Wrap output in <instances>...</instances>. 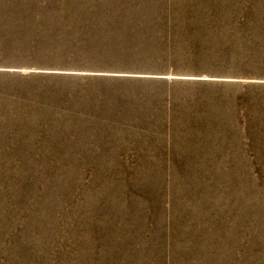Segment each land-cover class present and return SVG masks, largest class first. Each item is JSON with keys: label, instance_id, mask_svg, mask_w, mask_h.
<instances>
[{"label": "rangeland", "instance_id": "1", "mask_svg": "<svg viewBox=\"0 0 264 264\" xmlns=\"http://www.w3.org/2000/svg\"><path fill=\"white\" fill-rule=\"evenodd\" d=\"M0 264H264V0H0Z\"/></svg>", "mask_w": 264, "mask_h": 264}]
</instances>
